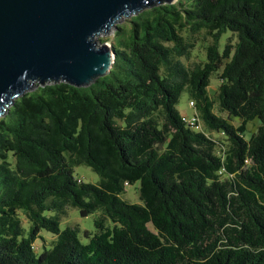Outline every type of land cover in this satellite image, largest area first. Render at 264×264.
Segmentation results:
<instances>
[{
	"label": "trees",
	"instance_id": "trees-1",
	"mask_svg": "<svg viewBox=\"0 0 264 264\" xmlns=\"http://www.w3.org/2000/svg\"><path fill=\"white\" fill-rule=\"evenodd\" d=\"M203 30L206 58L188 65ZM115 38L107 74L37 82L0 116V264H264V0L157 3ZM185 90L202 130L178 108ZM71 207L100 211L96 230L62 229Z\"/></svg>",
	"mask_w": 264,
	"mask_h": 264
},
{
	"label": "water",
	"instance_id": "water-1",
	"mask_svg": "<svg viewBox=\"0 0 264 264\" xmlns=\"http://www.w3.org/2000/svg\"><path fill=\"white\" fill-rule=\"evenodd\" d=\"M176 1L0 0V116L37 82H95L116 58L98 36L123 17Z\"/></svg>",
	"mask_w": 264,
	"mask_h": 264
},
{
	"label": "rangeland",
	"instance_id": "rangeland-1",
	"mask_svg": "<svg viewBox=\"0 0 264 264\" xmlns=\"http://www.w3.org/2000/svg\"><path fill=\"white\" fill-rule=\"evenodd\" d=\"M130 17V16H129ZM129 17H123L121 18L120 22H117L115 26L109 31L107 34H101L98 36L99 41H103V43H108L110 45H114L115 43V31H117L118 26H124L127 25L129 22ZM185 34V32H184ZM191 41L194 43V47L192 49V54L189 59H183L188 65L193 64L194 62H199L201 60H204L206 58V45L211 42V37L206 31H200L194 35L191 36ZM230 39V40H229ZM238 39L234 33H232L230 30L227 31L225 34H223L221 38V46L223 47L228 41L236 42ZM221 80L218 77V74H213L211 77V84L209 86V94L211 97L216 100V95L218 91V86L220 84ZM35 87V86H34ZM191 98H189L188 92L185 90L180 98L178 108L180 112L183 115L186 116H192L195 112V109L190 104ZM214 110L217 114L223 115L227 117V114L222 112L217 103H215ZM240 122L239 119L233 120V123L238 125ZM260 124V119L257 117L247 124V130L245 133L246 138H250L252 133L257 130L258 125ZM75 174L78 175V177L82 178L85 182H93L96 183L99 181L100 176L98 173H96L90 166L86 164H80L76 166L75 168ZM139 182L128 185L126 192L124 193V197L129 199L132 202H140V196H139ZM100 211H96L88 216H82L79 213V210L77 208L71 207L68 210V215L64 216L61 220V228L64 229L68 225H77L79 224L82 229H87L89 231L94 232L96 230L95 220L99 216ZM23 223L28 226V222L25 218H23ZM43 238L38 239L35 242L36 250L40 251L42 249L43 244H48L50 240H52L53 235L50 234L47 230L42 231ZM82 239L87 242L89 239L86 238L82 234Z\"/></svg>",
	"mask_w": 264,
	"mask_h": 264
},
{
	"label": "built area",
	"instance_id": "built-area-1",
	"mask_svg": "<svg viewBox=\"0 0 264 264\" xmlns=\"http://www.w3.org/2000/svg\"><path fill=\"white\" fill-rule=\"evenodd\" d=\"M190 104H191L192 107H194V101L193 100L190 101ZM183 119L185 120V122L189 126L193 127L194 129H197V130H202L203 129V125H202V123L200 121V118L197 115L196 111L194 112V114L192 116L183 115ZM81 179L82 178L79 177V181H81Z\"/></svg>",
	"mask_w": 264,
	"mask_h": 264
},
{
	"label": "clouds",
	"instance_id": "clouds-1",
	"mask_svg": "<svg viewBox=\"0 0 264 264\" xmlns=\"http://www.w3.org/2000/svg\"><path fill=\"white\" fill-rule=\"evenodd\" d=\"M194 108V107H193ZM195 109V108H194ZM195 111H196V109H195Z\"/></svg>",
	"mask_w": 264,
	"mask_h": 264
}]
</instances>
